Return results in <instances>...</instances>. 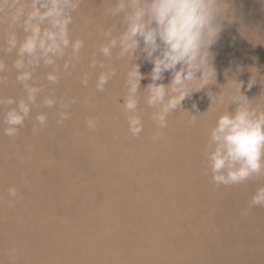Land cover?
Segmentation results:
<instances>
[{"label": "rangeland", "instance_id": "rangeland-1", "mask_svg": "<svg viewBox=\"0 0 264 264\" xmlns=\"http://www.w3.org/2000/svg\"><path fill=\"white\" fill-rule=\"evenodd\" d=\"M113 3L81 0L71 25L73 38L85 41L81 60L56 84L45 78L49 68L35 70L33 83L43 91L15 137L3 134L7 106L0 105V264H264V206H249L264 174L216 185L205 154L217 116L235 108L229 104L236 81L251 103L264 106V0H227L223 31L211 47L213 83L190 92L155 140V109L145 89L153 64L145 54L133 61L114 50L106 62L117 74L103 92L95 88L99 69L88 67L102 32L115 34L120 25V17L105 15ZM5 27L0 23V60L7 66L0 99L19 100L25 93L15 53L3 51ZM133 63L142 75L139 135L130 131L124 109ZM88 72L85 87L81 77ZM171 79L165 72L157 83ZM219 94L223 103L213 101ZM44 96L75 101L62 125L58 107L42 106ZM40 112L48 124L33 131ZM13 186L19 198L9 196Z\"/></svg>", "mask_w": 264, "mask_h": 264}, {"label": "clouds", "instance_id": "clouds-1", "mask_svg": "<svg viewBox=\"0 0 264 264\" xmlns=\"http://www.w3.org/2000/svg\"><path fill=\"white\" fill-rule=\"evenodd\" d=\"M80 4L81 0H0V23L6 25L3 51L15 53L13 68L25 93L19 100L12 97L0 99V105L7 106L3 113L5 136L18 134L43 91L33 83L36 69L42 65L49 68L45 78L50 84H56L64 73L70 74V69L80 62L85 41L71 35L74 13ZM227 9V0H114L105 15L120 17L118 30L115 34L112 29L102 32V40L88 64L91 70L99 69L96 90L103 92L109 80L117 74L116 69L106 62L112 58L114 50L118 58L132 57L133 61L142 51L153 64L152 83L145 89L147 104L155 109L152 120L157 131L153 139H159L162 135L160 129L167 127L169 113L176 112L190 92L213 83L212 77L216 73L211 47L223 31L221 21ZM6 68L0 60V74L5 73ZM165 72L172 73L170 83H157ZM90 76L91 72L82 75L83 86L88 85ZM141 79L139 65L133 63L125 75L127 93L124 98V109L129 114V129L133 135H139L143 130L137 113ZM6 80V75H0V84ZM197 81L198 88L193 86ZM236 83L239 87L231 95L229 104L235 108L217 116L206 145V159L216 185L241 184L264 174V106L251 103L252 100L242 94L241 84ZM217 97L223 103L224 97L220 94L213 97V101ZM72 103L75 101L58 100L54 96H44L41 100L44 108L58 107V126L70 118L68 109ZM35 121L33 131L38 130L37 126L46 127L48 116L40 112ZM86 123L89 127L94 126L92 119ZM8 194L19 198L14 186L9 187ZM249 206H264V186L256 189ZM7 254L14 260L17 250L11 248Z\"/></svg>", "mask_w": 264, "mask_h": 264}]
</instances>
